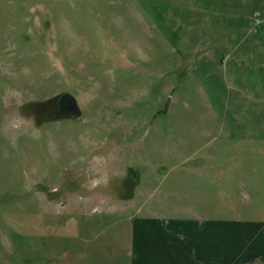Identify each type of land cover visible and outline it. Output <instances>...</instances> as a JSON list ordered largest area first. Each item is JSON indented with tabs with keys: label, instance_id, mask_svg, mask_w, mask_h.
Returning <instances> with one entry per match:
<instances>
[{
	"label": "rangeland",
	"instance_id": "1",
	"mask_svg": "<svg viewBox=\"0 0 264 264\" xmlns=\"http://www.w3.org/2000/svg\"><path fill=\"white\" fill-rule=\"evenodd\" d=\"M139 218L263 227L264 0H0V264L152 261Z\"/></svg>",
	"mask_w": 264,
	"mask_h": 264
},
{
	"label": "crops",
	"instance_id": "2",
	"mask_svg": "<svg viewBox=\"0 0 264 264\" xmlns=\"http://www.w3.org/2000/svg\"><path fill=\"white\" fill-rule=\"evenodd\" d=\"M145 219H140L139 224H135L133 234L135 246L137 250L141 251L143 254L144 252L149 253L147 256L154 253V259L152 261L149 259L144 260V256L138 263L144 264L147 262L146 264H157L154 256L157 251L155 252L153 248V234L156 230H153L156 227L159 232L163 231L164 225L162 224L161 218H159L160 220L155 218ZM141 221H145L146 224L143 226L140 225L142 223ZM250 221V223H239L238 225L231 224L230 229L232 230L230 234L226 232V230H228L227 225L229 224L224 221L221 226L219 224L218 229H216V232H214L212 236L211 231L214 230L207 229L208 231L203 236L204 239L200 254L194 255L192 249H185L181 247L182 245H179L178 248L177 246H171V241L168 239H165L164 242H167L166 245L172 248L168 252L174 254L173 260L176 259V261H173L174 264H225L226 258L232 260L235 264H252L256 262H263L264 264V219L261 220L263 222H260L263 227L257 222L259 220L252 219ZM149 223L153 225L150 229H148ZM207 226L209 227V225ZM143 227L145 229H142ZM166 235L167 234L163 236L165 237ZM175 249L177 250V254L182 257L187 255V258H184V260L182 258L178 259L175 255Z\"/></svg>",
	"mask_w": 264,
	"mask_h": 264
},
{
	"label": "water",
	"instance_id": "3",
	"mask_svg": "<svg viewBox=\"0 0 264 264\" xmlns=\"http://www.w3.org/2000/svg\"><path fill=\"white\" fill-rule=\"evenodd\" d=\"M57 106L59 107L58 114L80 117L83 114V110L79 104L78 98L72 92H63L55 97ZM170 100H167L161 112H166L169 106Z\"/></svg>",
	"mask_w": 264,
	"mask_h": 264
},
{
	"label": "flooded vegetation",
	"instance_id": "4",
	"mask_svg": "<svg viewBox=\"0 0 264 264\" xmlns=\"http://www.w3.org/2000/svg\"><path fill=\"white\" fill-rule=\"evenodd\" d=\"M58 111H59V107L57 106V102H55V107H54L53 111H50L48 113L56 115L58 113Z\"/></svg>",
	"mask_w": 264,
	"mask_h": 264
}]
</instances>
